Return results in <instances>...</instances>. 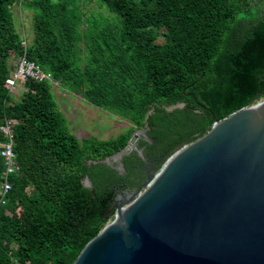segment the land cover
Masks as SVG:
<instances>
[{"label": "trees", "instance_id": "16d2710c", "mask_svg": "<svg viewBox=\"0 0 264 264\" xmlns=\"http://www.w3.org/2000/svg\"><path fill=\"white\" fill-rule=\"evenodd\" d=\"M83 1L0 0V123L13 122L18 165L0 204V264H72L113 218L108 186L122 175L101 160L134 130L145 128L168 156L207 132L212 114L225 117L258 92L264 98L260 0H95L105 14L88 13ZM15 3L31 12L28 42L15 29ZM20 55L51 78L18 83L15 97L5 78ZM53 83L129 126L78 139ZM3 167L0 156V181Z\"/></svg>", "mask_w": 264, "mask_h": 264}, {"label": "water", "instance_id": "95a60500", "mask_svg": "<svg viewBox=\"0 0 264 264\" xmlns=\"http://www.w3.org/2000/svg\"><path fill=\"white\" fill-rule=\"evenodd\" d=\"M258 97L225 117L212 114L210 129L158 170L146 168L138 149L144 181L116 196L106 211L113 218L72 264H264V99L254 104ZM141 135L153 141L140 128L124 148Z\"/></svg>", "mask_w": 264, "mask_h": 264}, {"label": "rangeland", "instance_id": "374dc122", "mask_svg": "<svg viewBox=\"0 0 264 264\" xmlns=\"http://www.w3.org/2000/svg\"><path fill=\"white\" fill-rule=\"evenodd\" d=\"M260 2L261 7L264 8V0H260ZM251 3L259 4V0H252ZM80 5L81 8L88 13L92 11L106 13L102 7L98 6L95 0L83 1L80 2ZM12 12L15 29L21 33L25 37L26 42H28L33 34L30 10L24 8V6L19 3H15L12 6ZM18 89L19 84L13 88V90H15V97L20 93ZM50 92L57 107L66 119L69 131L78 137V139L91 135L97 138L113 137L129 126V122L122 117L87 103L81 97L70 93L59 84H51ZM263 99L264 98L257 99L254 104ZM113 161H115V159ZM82 183L85 186H90V181L86 177L82 179Z\"/></svg>", "mask_w": 264, "mask_h": 264}, {"label": "flooded vegetation", "instance_id": "af4514ba", "mask_svg": "<svg viewBox=\"0 0 264 264\" xmlns=\"http://www.w3.org/2000/svg\"><path fill=\"white\" fill-rule=\"evenodd\" d=\"M141 139L146 140L145 137L141 135L130 145L129 148L123 147L119 154H116V151L113 154L106 156L107 161L104 163L115 169L118 174L122 175L119 180L109 183L108 187H110L112 190L110 206L119 193H130L135 191L145 179L144 171L146 164L139 155L138 149L141 150L142 155L149 162V166L146 167L147 169H149V167L156 169V166L161 162H164V160L169 156H167V149H163L160 144H155L154 140L152 142L146 141L150 147H147L145 144L138 145ZM133 153H136L137 158L131 157V160H129L127 157L131 156ZM114 159L115 161H113ZM124 159L126 160L127 165H129V169L127 170L124 167Z\"/></svg>", "mask_w": 264, "mask_h": 264}, {"label": "built area", "instance_id": "2783aa9c", "mask_svg": "<svg viewBox=\"0 0 264 264\" xmlns=\"http://www.w3.org/2000/svg\"><path fill=\"white\" fill-rule=\"evenodd\" d=\"M12 64L13 69L9 76L5 78L6 85L12 89L15 88L18 83H22L28 78L38 81L51 78L49 73L42 71L38 64L27 59L24 55L17 56ZM12 123L13 122L10 119H4L0 123V132L2 134V138L0 139V156L3 160L4 166L1 172L0 181V204L5 202L8 191L10 190V175L18 170L13 150L14 139Z\"/></svg>", "mask_w": 264, "mask_h": 264}]
</instances>
